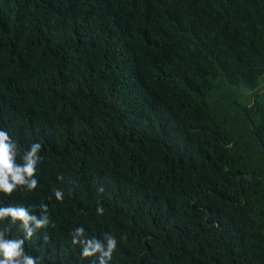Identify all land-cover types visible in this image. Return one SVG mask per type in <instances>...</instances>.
I'll use <instances>...</instances> for the list:
<instances>
[{
    "label": "trees",
    "instance_id": "16d2710c",
    "mask_svg": "<svg viewBox=\"0 0 264 264\" xmlns=\"http://www.w3.org/2000/svg\"><path fill=\"white\" fill-rule=\"evenodd\" d=\"M0 130L42 145L0 194L48 205L38 264H91L81 226L109 264H264V0H0Z\"/></svg>",
    "mask_w": 264,
    "mask_h": 264
},
{
    "label": "clouds",
    "instance_id": "9594fccd",
    "mask_svg": "<svg viewBox=\"0 0 264 264\" xmlns=\"http://www.w3.org/2000/svg\"><path fill=\"white\" fill-rule=\"evenodd\" d=\"M42 145L34 142L24 150L23 154L16 142L7 131L0 130V194L11 197L18 190L34 192L39 181L37 180V168L42 161L40 155ZM63 180V177L60 178ZM103 192V187H100ZM58 201H63L64 193L60 189L53 190ZM40 215L30 213L24 206L0 207V221H7L9 225H16L23 232V238H7L5 230H0V264H38V259L25 253V240H31L37 230L55 227L50 221L48 205H39ZM97 214L103 215L104 208L97 206ZM33 225L35 227H33ZM7 231H11L9 227ZM126 237H122L124 239ZM47 239V237H45ZM104 240L95 237L85 238L84 227H77L72 232V244L81 246V255L84 258H94L91 264H109L113 253L117 248L116 238L109 233L104 234Z\"/></svg>",
    "mask_w": 264,
    "mask_h": 264
}]
</instances>
